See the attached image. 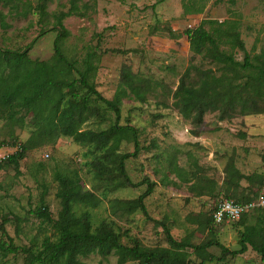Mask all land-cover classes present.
Wrapping results in <instances>:
<instances>
[{
    "label": "rangeland",
    "instance_id": "1",
    "mask_svg": "<svg viewBox=\"0 0 264 264\" xmlns=\"http://www.w3.org/2000/svg\"><path fill=\"white\" fill-rule=\"evenodd\" d=\"M190 0H83L82 14L66 18L63 25L68 38L63 43L64 53L71 59L82 60L88 52L97 51L99 61L94 83L107 99H112L120 83L121 71L128 67L133 73L150 79L153 91L145 103L125 100L121 125L139 129L140 152L126 162L131 180L141 184L137 188L113 190L102 188L88 172L93 159L90 149L77 145L69 138L48 142L44 147L29 152L19 170L7 166L0 170V238L3 229L19 246H30L53 235L51 224L33 213L41 207L45 197L52 219L61 210L56 197L58 184L55 171L78 170L88 189L95 185L102 198L96 209H84L91 214L94 227L102 222L111 224L125 244L136 242L147 247L168 246L162 224L167 225L173 237L182 240L192 234L195 245L212 238L218 239L230 250H238L239 234L243 227L237 222L221 225L210 223L215 200L225 196L226 166L234 163L250 181H242L239 195H251L253 200L264 196V114L238 115L220 120V114L209 112L202 125L183 118L174 105V94L185 78L196 86L200 71L218 69L209 60L194 55L186 31L198 28L203 21H238L241 38L251 55L264 49V0H192L202 7L200 14L185 13ZM45 5V14L39 12ZM70 0H4L0 13L10 28L2 26L0 18V47L23 51L42 31L44 36L34 44L29 56L32 60L53 62L54 43L58 36L57 16L68 12ZM210 29V25H205ZM223 49L234 54L238 61L244 53ZM108 119L115 120L113 113ZM111 122L100 123L91 118L85 129H106ZM0 121V144L10 141L9 128ZM5 127V128H4ZM21 142L30 136V130H15ZM134 144L125 143L122 153H133ZM48 156V158H47ZM175 161L185 171L184 180L171 171ZM150 180L154 191L146 200L150 218L141 212L128 214L117 201L139 198ZM195 185L196 191L191 190ZM255 214H252V216ZM213 262L206 264H263L260 256L249 249L244 255L224 258L213 248ZM193 262H200L192 256ZM86 264H116L113 255L99 254L81 259ZM4 264H24V258L9 256ZM132 264V263H128Z\"/></svg>",
    "mask_w": 264,
    "mask_h": 264
},
{
    "label": "trees",
    "instance_id": "2",
    "mask_svg": "<svg viewBox=\"0 0 264 264\" xmlns=\"http://www.w3.org/2000/svg\"><path fill=\"white\" fill-rule=\"evenodd\" d=\"M82 1L70 0L68 12L57 16L59 32L52 63L32 60L29 56L34 44L47 31H42L23 51L0 47V121H4V126L11 132L10 141L4 140L0 145H21L20 151L0 164V170L12 166L18 171L29 152L44 147L48 142L69 138L90 149L93 159L87 165L88 172L93 175L94 182L102 184V188H137L141 184L131 180L126 162L137 157L141 150L140 131L131 125H121L122 107L125 100L145 103L153 85L150 79L124 67L113 98L107 99L97 90L93 80L97 73L95 63L99 61L97 51L88 52L82 60L71 59L64 53L63 43L69 33L63 21L82 14ZM165 1L159 0V3ZM184 9L189 15L203 12V8L197 7L192 0L184 5ZM39 12L45 14V5H40ZM0 18L2 26L10 28L2 13ZM206 24L210 29L205 28ZM185 34L193 54L209 60L218 69L201 70L196 86L185 78L181 79L174 94V105L183 118L200 126L209 112L219 113L222 121L238 115L264 114V49L255 55L247 52L238 21H203L198 28L189 29ZM227 46L233 51L243 52L244 60L238 61L233 53L223 49ZM110 113L114 114V121L108 119ZM91 118L99 119L100 123H111L106 129H85ZM16 129L30 130V136L21 142L14 133ZM125 143L134 144L135 151L122 153ZM170 168L177 178L184 180L185 171L175 161ZM225 173L222 188L225 196L215 200L210 219L213 224H217L213 215L220 202L230 200L247 204L255 201L251 195L238 194L242 181H250L251 177L243 175L234 163L227 164ZM54 178L58 184L56 197L61 206L58 218L52 219L45 200L47 191L42 195L41 207L33 211L38 219L52 225L53 235L46 236L39 243L33 241L30 246H19L3 229L0 264H4L3 259L11 255H21L24 264H86L81 259L93 254L104 258L113 255L117 258L116 264H206L215 260L210 252L213 248L221 251L220 262L229 256L244 255L251 249L264 264V208L245 212L237 221L243 227L238 250H230L216 238L195 245L192 234L177 240L165 224L162 226L168 246L147 247L138 242L128 245L123 243L122 235L111 224L102 222L96 228L92 224L91 214L84 209L98 208L102 198L95 185L91 189L85 186L80 171L57 170ZM143 183L149 186L139 198L117 203L128 214L141 212L150 218L146 200L153 193L155 183L150 180ZM191 190H197L195 185ZM192 256L200 262H193Z\"/></svg>",
    "mask_w": 264,
    "mask_h": 264
},
{
    "label": "built area",
    "instance_id": "3",
    "mask_svg": "<svg viewBox=\"0 0 264 264\" xmlns=\"http://www.w3.org/2000/svg\"><path fill=\"white\" fill-rule=\"evenodd\" d=\"M20 150V144L16 146L0 145V164L8 161ZM256 208H264V196L247 204H238L235 201L224 200L218 205L213 217L217 224L237 222L245 212L252 211Z\"/></svg>",
    "mask_w": 264,
    "mask_h": 264
}]
</instances>
